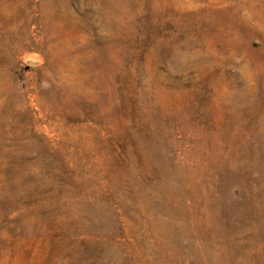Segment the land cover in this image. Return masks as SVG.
<instances>
[{
  "label": "rangeland",
  "instance_id": "obj_1",
  "mask_svg": "<svg viewBox=\"0 0 264 264\" xmlns=\"http://www.w3.org/2000/svg\"><path fill=\"white\" fill-rule=\"evenodd\" d=\"M0 264H264V0H0Z\"/></svg>",
  "mask_w": 264,
  "mask_h": 264
}]
</instances>
